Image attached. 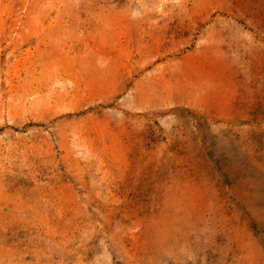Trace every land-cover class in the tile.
<instances>
[{"label": "rangeland", "instance_id": "rangeland-1", "mask_svg": "<svg viewBox=\"0 0 264 264\" xmlns=\"http://www.w3.org/2000/svg\"><path fill=\"white\" fill-rule=\"evenodd\" d=\"M0 264H264V0H0Z\"/></svg>", "mask_w": 264, "mask_h": 264}]
</instances>
